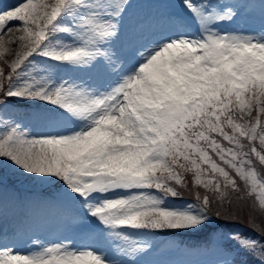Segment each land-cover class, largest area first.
I'll list each match as a JSON object with an SVG mask.
<instances>
[{
    "label": "snow or ice",
    "instance_id": "6c2138e0",
    "mask_svg": "<svg viewBox=\"0 0 264 264\" xmlns=\"http://www.w3.org/2000/svg\"><path fill=\"white\" fill-rule=\"evenodd\" d=\"M0 264H264V0L0 7Z\"/></svg>",
    "mask_w": 264,
    "mask_h": 264
},
{
    "label": "rangeland",
    "instance_id": "374dc122",
    "mask_svg": "<svg viewBox=\"0 0 264 264\" xmlns=\"http://www.w3.org/2000/svg\"><path fill=\"white\" fill-rule=\"evenodd\" d=\"M19 2V0H0V7H8L9 5H13L15 3ZM178 2V0H177ZM37 108L39 107V105L36 106ZM21 116L20 119L23 123L25 124H29L34 130H39L42 127V124L40 121H33L30 120L27 116V113L30 112V109L28 108L25 111H20ZM24 193H28L26 190ZM177 203H180L179 201ZM60 235V232L56 229V226L54 223L48 224L46 226L43 227L42 231H41V238H47V239H55L56 237H58ZM154 241L156 242H160L163 241L165 239V237L163 236H157V237H153L152 238ZM23 251L24 250V246H19V249ZM170 257L168 256H158V255H154V256H150L147 258V260L149 261H167L169 260Z\"/></svg>",
    "mask_w": 264,
    "mask_h": 264
}]
</instances>
